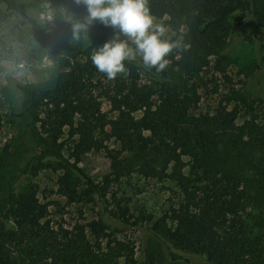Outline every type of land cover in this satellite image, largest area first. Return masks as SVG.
I'll return each mask as SVG.
<instances>
[{"label":"trees","instance_id":"obj_1","mask_svg":"<svg viewBox=\"0 0 264 264\" xmlns=\"http://www.w3.org/2000/svg\"><path fill=\"white\" fill-rule=\"evenodd\" d=\"M48 5L55 32L34 17L20 21L35 39L25 59L47 57L52 68L44 80L15 83L13 131L0 147V264H25L20 248L28 242L37 247L28 253L37 264H119V258L123 264H190L183 253L212 264H264V174L252 195L250 181L214 156L228 133L264 148V0H148L151 15L163 19L181 46L162 72L144 68L138 57L125 61L126 71L112 80L90 57L117 29L96 21L74 40L72 25L85 22L86 7L75 0ZM20 15L27 16L22 1L0 0L1 19ZM236 37L252 48L241 63L249 94L240 97L241 124L236 105L219 101L211 112L197 111L202 73L211 66L224 72ZM109 140L117 150L99 182L79 159ZM47 171L68 203L99 201L111 219L129 226L149 223L154 215L134 216L128 199L111 186L133 174L174 184L178 200L150 227L153 245L160 240L165 255L152 245L136 257L133 246L111 237L112 224L101 218L88 223L91 236L83 229L52 228L48 203L38 195L37 179ZM249 200L256 203L251 208Z\"/></svg>","mask_w":264,"mask_h":264},{"label":"rangeland","instance_id":"obj_2","mask_svg":"<svg viewBox=\"0 0 264 264\" xmlns=\"http://www.w3.org/2000/svg\"><path fill=\"white\" fill-rule=\"evenodd\" d=\"M20 1L27 7V16L0 18V147L10 138L13 131V126L9 120L18 100L15 83L44 80L48 77L52 68V63L47 57L25 59L24 54L30 46L35 44V39L30 34H25L26 28L20 26L21 20L26 21L27 18L34 17L47 30L55 32L56 26L52 21L48 0ZM154 19L156 23L163 24V19ZM21 34H24V40L22 41L19 40ZM166 37H170L173 41L180 40V37L169 28H167ZM251 49L250 45L236 37L227 48L232 57V62L225 67L224 72L216 71L212 66L205 69V72L202 73L203 83L199 89L201 97L198 112H211L216 104L221 101L228 104L229 107L238 106L242 115L237 122L238 124L243 122L245 112L240 97L246 93L248 94V92L244 85L246 78L241 63L247 60V53H250ZM140 78L142 82H146L143 75ZM102 107L109 115L112 114L107 99L102 98ZM236 140V133L224 134L214 156L216 162L225 167L227 171L237 177L249 180L248 187L250 188V194L253 195L255 187L260 184L258 180L264 174V148H259L252 143L237 142ZM116 150L117 145L113 140L102 141L90 152L83 154L79 159V164L95 175L97 181L101 182L103 177L108 175L111 170ZM186 161L187 163L191 162L189 158H186ZM189 166L188 164L186 167V173L191 175L193 171L190 170ZM37 183L40 200L48 203L47 219L52 228L59 229L62 227L75 232L78 229H83L88 236H91L92 233L89 230L88 223L101 218L103 222L112 224L111 237L133 246L136 257L140 256L142 248H152L154 243L152 238L155 237L150 227L179 198L174 184L167 180L145 179L137 174L123 178L121 182L111 186V191L117 193L119 197L128 199L130 212L134 216L139 215L142 211L154 215L153 220L149 223L144 222L138 226H129L111 219L99 201L68 203L64 197L57 193L54 175L49 171L40 173ZM249 201L251 202L249 208L256 204L255 201ZM105 231L108 232V230ZM105 240L103 243H105ZM158 241L153 246H155L156 252H160L164 256L165 251L162 243L160 240ZM20 249L25 264L36 262L32 261L34 258L33 253H31L33 258L28 255L30 251L37 249L33 243L28 242ZM183 254L188 257L190 264H212L203 256ZM122 260V258H119L118 263L123 264Z\"/></svg>","mask_w":264,"mask_h":264},{"label":"clouds","instance_id":"obj_3","mask_svg":"<svg viewBox=\"0 0 264 264\" xmlns=\"http://www.w3.org/2000/svg\"><path fill=\"white\" fill-rule=\"evenodd\" d=\"M75 3L83 4L87 15L85 22L72 25L74 40L78 41L80 33L96 21L117 29L116 35L95 47L90 57L96 70L109 80L126 71L125 61L135 62L138 57L144 68L162 72L168 65L166 58L181 46L166 37L164 24L155 22L148 0H75ZM65 19L71 22L70 15Z\"/></svg>","mask_w":264,"mask_h":264}]
</instances>
